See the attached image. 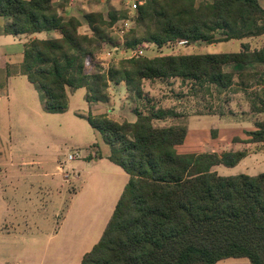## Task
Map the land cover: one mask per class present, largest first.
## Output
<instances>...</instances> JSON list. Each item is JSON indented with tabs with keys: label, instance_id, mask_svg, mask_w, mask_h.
I'll return each instance as SVG.
<instances>
[{
	"label": "trees",
	"instance_id": "trees-1",
	"mask_svg": "<svg viewBox=\"0 0 264 264\" xmlns=\"http://www.w3.org/2000/svg\"><path fill=\"white\" fill-rule=\"evenodd\" d=\"M143 1L123 36L125 50L144 44L161 49L183 40L213 45L264 35L259 0ZM63 9L52 0H0V17L11 19L7 34L60 36L27 42L23 64L8 67L6 77L25 76L50 114L69 110L68 88L86 89L87 102L99 104L109 101L111 84L121 83L142 106L135 109V123L107 115L87 117L111 149L108 160L123 169L129 183L101 240L81 264H217L231 258L264 264V174L221 176L215 167H235L246 153L185 147L187 125L156 126L177 114L157 108L144 93L145 82L171 79L192 83L193 90L226 92L235 75L224 68L264 64V49L251 52L244 45L233 54L140 56L87 73L89 60L111 41L110 30L129 19L127 9L84 13L83 20L66 16ZM84 23L92 35L80 32ZM253 111L264 113V104L256 103ZM257 126L247 142L264 143V121Z\"/></svg>",
	"mask_w": 264,
	"mask_h": 264
},
{
	"label": "crops",
	"instance_id": "crops-1",
	"mask_svg": "<svg viewBox=\"0 0 264 264\" xmlns=\"http://www.w3.org/2000/svg\"><path fill=\"white\" fill-rule=\"evenodd\" d=\"M61 1L62 0H52V3L55 6H59ZM64 2L65 9H63L62 12H64L66 16H74L82 20L84 13L101 12L105 7H109L106 6V3L109 2L107 0H64ZM121 2L122 7L125 8L130 0H121ZM259 3L262 9H264V0H259ZM96 6L97 8H95ZM10 24V18L0 17V72H2L0 81L4 84L2 88L0 87V183L3 182V190H0V195H4L3 198H5L4 192H6V184L4 183L10 179L6 168L10 167L17 169H14V177L17 175H25V183H29L26 188L32 192L34 185L31 183L37 181L38 174L31 168L38 166L40 163L35 160H27L25 155L18 153L14 142L15 138L16 143H18L16 137H14L15 132H13V126L15 127L18 123L17 121L20 119L21 114L12 111L13 101H23L19 99L21 96L17 91L18 83L16 80L18 77L25 76L12 74L11 76L6 77L4 72L8 67L18 68L23 64L25 44L30 40H47L60 37L57 32H42L35 35L17 36L7 34L6 28ZM260 24H264V19L260 21ZM233 41L241 42L240 50L237 53L243 51L244 45L248 46L251 52L264 49V35ZM223 43L226 42L210 46H217ZM222 54L233 53L227 52ZM168 55L172 54L169 53ZM224 70L225 72L233 73L235 75L234 85L228 91L221 93L220 100L223 102L225 101L226 104H221L218 111L201 113L199 111L190 112L189 110L188 112L183 107H179L178 109L173 108L171 110H174L177 114L176 118H168L165 121H158L155 124L159 127L181 124L187 125L188 134L184 145L185 147H200L205 153H221L229 151L244 152L246 153V157L236 167L241 171L238 175L257 176L264 174V143L247 142L250 140L248 133L257 131V124L264 121V113L253 111V105L257 103L258 106H261L264 103V64H232L226 66ZM157 81L158 84L147 81L144 86L146 92L145 95L148 94V96H146L150 100L157 98L159 84H164L160 80ZM176 81L178 82L179 79H171L166 82L174 85ZM27 83L28 85L23 84V86H27L26 89L32 92L31 88H35V86L29 81H27ZM109 93L110 99L107 103L90 104L92 110L90 114L94 116L107 115L109 118L120 123L125 121L135 123L137 121L135 107L130 100L131 93L127 90L125 83L118 85L111 84ZM226 95H231L232 98L226 97ZM27 98L28 97L23 101L24 106L30 109ZM156 102L159 104L157 108H160V106H163V108H161L165 110L166 108H169L167 105L165 106L162 101L158 100ZM23 117H25V114ZM213 134H215V136H213ZM237 139L239 142H235ZM103 146L107 147L101 146L99 148L98 145H94L93 147L95 149L99 148L102 150L101 148H103L104 152L96 153L95 155L84 158L85 163L99 166L106 162H111L108 160L111 149L105 144V142ZM107 167L112 168V171L116 176L126 180L127 177H125L121 171H118L111 166ZM218 167L219 166L215 167L213 170L219 173ZM116 168L119 167L116 166ZM56 170L58 171L55 173L57 174L56 176L53 175V173L49 174L46 172L44 174L45 179L48 176L52 178L50 180L52 183L51 189L60 178L65 179L66 177H71L61 166H57ZM19 172H24V174L20 175ZM19 179L23 181L22 178ZM80 194L81 190L78 189L77 193L74 195L73 202L68 206L63 219L59 221V224L54 221V216L52 214L51 216H47L46 220H42L41 222L36 221V217L34 216L30 217L28 223L22 221L20 226L16 228L13 237L15 238V242L20 244L28 243L31 248L30 251H27L24 254L25 259L17 256V258L14 259V264H70V262L81 264L84 255L90 252L101 240L113 214L106 218L103 228L101 227L97 229L99 236L96 242L92 244L94 245L92 249L89 251L81 250V247H84L95 234L96 227L95 225H89L86 227L82 216L77 219L83 220L71 222L72 214L75 213L80 215L79 212H77L79 209H76V203L79 200H76V198L80 196ZM28 207L29 209L26 213H29V215L36 214L37 210H33L30 205ZM23 212L25 213V211ZM84 214L85 213H81V215ZM1 237L4 239V242H7L11 238V235L1 234ZM217 264L251 263L247 258H231L220 261Z\"/></svg>",
	"mask_w": 264,
	"mask_h": 264
},
{
	"label": "rangeland",
	"instance_id": "rangeland-1",
	"mask_svg": "<svg viewBox=\"0 0 264 264\" xmlns=\"http://www.w3.org/2000/svg\"><path fill=\"white\" fill-rule=\"evenodd\" d=\"M107 1L110 2V5L107 2L106 6L109 7H105L101 11L105 14L109 11L126 10V7H122L121 0ZM61 4L65 5L64 0L61 1ZM136 11L130 12L127 10L128 18L133 17ZM119 22L117 25H119ZM80 32L82 34L92 35L86 24L80 29ZM123 36L122 34H117L113 27L109 34L111 41L108 43L111 46H121L124 41ZM149 45L146 47V44H144L135 50L143 49L144 54L141 57L150 58L158 55L165 56L169 53L175 55L237 53L240 50L241 42L231 41L217 46L189 44L186 47H178L174 44L172 47L166 46L161 49L157 46ZM100 53L101 50L96 54L97 56L94 60H89L87 73H94L98 66H101L105 70L109 69L121 60L119 52L115 53L113 58L110 59H105ZM99 59L102 62H99ZM16 81L18 83L17 91L21 96L19 99L25 101L26 97H28L27 101L30 109L24 106L23 101H13L12 111L21 114L20 119L17 121V126H13V132H15L14 137L18 140V143H16L14 138L16 145L14 146L17 148L18 153L26 156L27 160H35L40 163L38 166L31 168L38 174L37 181L31 183L34 185L32 192L26 188L29 183H25V175H21L24 172H19L21 176L17 175L16 178L13 176L14 169L16 168H6L10 179L8 178L9 180L4 183L6 184V188L4 187L6 189V192H4L5 198H3L4 195H0V262L1 264H14V259L17 256L25 259L24 254L30 251L31 247L28 243H17L13 237L16 228L20 226L22 221L28 223L30 217L34 216L36 217V221L41 222L52 214L54 221L59 224L68 206L73 202L74 195L78 189L81 190V194L76 198V200L79 199L78 202L76 201V209H79L77 212L80 215L72 214L71 222L83 220L77 219L82 216L86 227L95 225V234L84 247H81V250L89 251L99 236L97 229L103 228L106 218L113 214L128 183L129 176L124 174L125 172L120 170L122 168L119 166V168H116L117 165L114 166L115 164L112 162H106L99 166L85 163L84 158L95 155L96 153H103L104 149L101 148L102 150H100L99 148L101 146L107 147L103 146L104 141L101 134L87 120V116L90 115L92 110L86 99V89L76 90L68 88L70 103L68 112L63 114H50L45 112L38 90L31 88L32 92H30V90L26 89L27 86H23V84L28 85V80L25 77H18ZM162 82L164 84H159L157 98L151 100L156 106H159L156 101H162L165 106L167 105L169 107L166 110L183 107L190 112L199 111L201 113H208L216 112L221 104H226L225 101L220 100L222 94L215 87H206L205 89L197 88L193 90L192 83L189 82L183 83L179 80L174 85L166 81ZM146 83H144V86ZM153 83L158 84V81ZM144 93H146L145 90ZM146 95L148 96V94ZM226 97L232 98L231 95H226ZM130 100L135 109L142 107L141 103L133 94H131ZM161 107L163 108V106ZM24 114L25 117H23ZM94 145H98L99 148L95 149L93 147ZM70 156H73L74 159L70 160ZM57 166H61L71 177H66L65 179L60 178L51 189L52 183L50 180L52 178L48 176L45 179L44 174L47 172L49 174L53 173L56 176L57 174L55 173L58 172L56 170ZM107 166L121 171L127 177L126 180L116 176L112 168H108ZM236 167L219 166V174L222 176L238 175L241 171ZM19 178H22L23 181ZM0 188V190H3V182L0 183ZM29 205L33 210H37L36 214L29 215V213H26ZM81 213L85 214L81 215ZM1 234H10L11 238L9 241L4 242ZM70 264L74 263L70 262Z\"/></svg>",
	"mask_w": 264,
	"mask_h": 264
},
{
	"label": "built area",
	"instance_id": "built-area-1",
	"mask_svg": "<svg viewBox=\"0 0 264 264\" xmlns=\"http://www.w3.org/2000/svg\"><path fill=\"white\" fill-rule=\"evenodd\" d=\"M144 3L143 0H130V2L127 4V10H129L130 12L131 11H136L138 10V8L140 6H142ZM133 18H129V19H126V20H121L119 22V25H115L114 26V29L115 31L117 32V34L119 33L120 35H124L126 32H128L132 26H133ZM189 43L188 41H180L176 44V46L178 47H186L188 46ZM150 46L149 44H146V47ZM172 47V46H171ZM123 49V50H122ZM120 54V59H131V58H134V57H140L144 54V50L143 49H138V50H125L123 48V44L121 46H111L110 44H107L103 49H102V52L100 53V55H102L105 59H110V58H113L114 54L115 53H118ZM171 54V53H170ZM132 55V56H130ZM172 55H175L172 53ZM103 60V59H102ZM101 61V59H99V62ZM102 62V61H101ZM100 64H103V63H100ZM70 160H73V156H70L69 158Z\"/></svg>",
	"mask_w": 264,
	"mask_h": 264
}]
</instances>
